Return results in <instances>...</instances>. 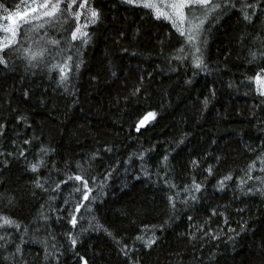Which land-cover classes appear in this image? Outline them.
Masks as SVG:
<instances>
[{"label": "trees", "instance_id": "obj_1", "mask_svg": "<svg viewBox=\"0 0 264 264\" xmlns=\"http://www.w3.org/2000/svg\"><path fill=\"white\" fill-rule=\"evenodd\" d=\"M0 2L15 10L20 0ZM249 2L260 5L252 23L244 21L237 5L205 25L207 71L195 69L191 58L172 59L183 37L169 22L121 0H88L86 9L100 13L95 24L81 10L80 23L89 22L83 30L90 39L86 45L75 42L78 54L66 53L73 61L64 83L58 70L48 71L62 57L46 56L28 67L22 53L6 50L9 67L0 65V215L28 233L0 229L10 237L0 241V264H19L11 256L12 241L21 245L25 264H83L80 257L87 264H264V196L245 195L239 186L255 162L253 180L245 187H264L255 179L264 178L259 171L264 97L253 79L264 66V0ZM75 25L70 19L47 38L64 40ZM17 39L28 47L23 29ZM252 53L258 57L254 62ZM149 112L155 118L137 131ZM94 154L91 173L98 183L107 170L115 166V171L92 192V211L82 208L73 229L68 213L79 196L74 183L51 189L76 174L78 163L88 168L85 162ZM41 159L39 171H30ZM226 175L233 179L218 190ZM37 178L47 191L35 187ZM193 180L201 184L197 199L180 203ZM176 193L173 212L168 197ZM154 226L156 243L145 248L135 238L147 239ZM70 232L79 236L75 248Z\"/></svg>", "mask_w": 264, "mask_h": 264}, {"label": "snow or ice", "instance_id": "obj_2", "mask_svg": "<svg viewBox=\"0 0 264 264\" xmlns=\"http://www.w3.org/2000/svg\"><path fill=\"white\" fill-rule=\"evenodd\" d=\"M121 3L129 5L132 7H141L151 11L153 18L156 20H164L169 22L176 32L183 37L182 46L177 50L178 54L173 56V60L185 61L191 58L192 66L200 71H207V65L203 59V47L207 43L205 34L207 29L206 24L210 21H217L225 12L229 9L237 8L239 5L240 11L242 12L243 19L247 23H252V18L256 15L259 3L249 2V0H121ZM88 0H20V3L15 5V10L9 8L6 4L0 2V11L4 14L0 15V20L6 21L4 25H0V32H4L7 35L0 38V65L4 68L9 67V62L7 58V51L11 50L13 54L22 53L20 58L27 62L28 67H36L37 61H43L46 56H56L62 57V62L57 61L52 63L48 68L49 72L53 70L59 71L60 82L64 83L67 79V74L72 70V65L69 62L73 61L72 55H67L66 53L75 52L79 53V46L75 43L77 41L80 44L86 45L89 42L90 35L86 29L91 24H95L100 13L91 6L86 5ZM90 13V21L83 24L80 23L82 12L85 10ZM251 10V11H249ZM74 20L76 25L73 30L70 31L69 35L64 38V40H59L55 38H47L48 33L51 30L59 34L61 30H64V25L69 22V20ZM27 25L28 27H24ZM23 29V42L28 44V47H23L20 40L17 39L20 35V30ZM41 32L43 33L41 35ZM32 45L37 47L33 49ZM258 57L255 53L251 54V60L254 62ZM75 68L78 70L79 64H75ZM256 85L258 86V94L264 97V66H261L260 71L253 77ZM191 83V81H188ZM139 91V90H137ZM25 99L28 98L27 92H25ZM207 104V100L205 101ZM155 118V113L149 112L143 119H141L136 127L139 131L141 127L144 126L145 121L149 118ZM3 125H0V129ZM25 144L30 143V141L25 140ZM178 143H183V140L178 141ZM105 151H111L110 149H105ZM41 153L47 154V149L41 148ZM4 155V153H0ZM11 155V154H9ZM20 155L23 156L24 152L21 151ZM98 158L94 154L90 160L85 163L89 166L88 168L83 167L81 164H77V172L74 175H68L66 179L56 182L55 186L51 189L52 191H59L61 184H68L69 181L74 183L73 192L79 193L77 202L73 206L72 210L68 213L69 219L68 223L73 229L78 225V215L83 208L87 212H91L92 209L90 205L95 202V198H91L93 191L97 189H102L105 186V182L111 177L112 172L115 171V166L111 170H107L102 175V180L98 183L99 177L91 173V168L93 167V161ZM140 160L144 159L143 154L138 157ZM131 159V158H130ZM168 161V156L163 157V162L166 164ZM259 162L262 165L259 171L264 173V154L259 157ZM44 164L41 159L38 163L32 164L30 171L37 173ZM193 165L196 162L193 161ZM256 170L255 162L248 165L247 169V179L241 180L239 186L245 195L248 194H260L264 196V187L257 188H246L245 185L248 181L253 180L252 172ZM209 175L212 174V169H206ZM233 177L231 175H226L222 180L219 181V189L223 190L226 181H231ZM261 185H264V178H255ZM45 183H47L45 181ZM90 185H94L92 187ZM169 188H175V185H167ZM35 187L47 191L44 187V183L37 178L35 181ZM201 191V184L196 183L193 180L190 187L184 188V193L189 194L184 200H180V203H187L188 200L195 201L197 197L194 193ZM180 193L175 195H169L168 201L171 210L175 212L177 210V197ZM11 203V201H9ZM67 203V201H66ZM62 211V210H61ZM238 211H243V209H238ZM213 215H217L213 212ZM222 215V213H221ZM191 219V217H189ZM225 223H227V217H225ZM91 223V222H90ZM168 221H165L166 225ZM97 228L101 227L96 225ZM246 225L241 224L240 229L243 231ZM0 229H14L16 232L23 231L25 235L28 233V229H21L19 223L8 216L0 215ZM157 227L154 226L147 231H152L153 235L145 239L144 235H139L135 239L143 243L145 248H151L156 243V236L154 235ZM159 230H163V226H159ZM84 232L88 229H83ZM105 231H107L105 229ZM146 230L142 229V232ZM200 231H204L200 229ZM229 231L235 232V229H229ZM111 236V233H108ZM214 239H219V236L212 234ZM193 239L195 237H192ZM23 240V237H19ZM68 239L73 248L78 243L79 236L74 235L71 232L68 234ZM10 240L8 235H0V241L7 243ZM15 251L11 253L12 259L14 261H19V264H25L23 260V250L19 243H15ZM119 243V241H117ZM7 250V248H5ZM122 251L127 256V248H122ZM5 260L8 257H4ZM83 264H87L84 257H80Z\"/></svg>", "mask_w": 264, "mask_h": 264}, {"label": "rangeland", "instance_id": "obj_3", "mask_svg": "<svg viewBox=\"0 0 264 264\" xmlns=\"http://www.w3.org/2000/svg\"><path fill=\"white\" fill-rule=\"evenodd\" d=\"M6 23H7V22L4 21L2 25L6 24ZM6 35H7V34L5 33V36H6ZM151 120H153V118L150 117L147 121H145V124L149 123Z\"/></svg>", "mask_w": 264, "mask_h": 264}]
</instances>
